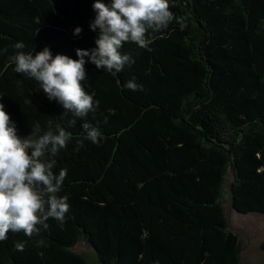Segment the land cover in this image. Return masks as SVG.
Returning a JSON list of instances; mask_svg holds the SVG:
<instances>
[{
    "label": "trees",
    "instance_id": "1",
    "mask_svg": "<svg viewBox=\"0 0 264 264\" xmlns=\"http://www.w3.org/2000/svg\"><path fill=\"white\" fill-rule=\"evenodd\" d=\"M93 2L0 0V49L8 50L0 104L21 138L35 123L41 134L49 126L70 133L54 169H67L58 194L68 197L65 222L49 218L31 236L9 232L0 264H88L73 251L78 242L93 248L95 264H242L224 188L237 214L264 216V0H169L183 27L173 21L150 32L147 49L124 44L135 63L116 77L86 64L98 107L62 116L8 57L18 41L26 53L48 46L72 59L95 47ZM133 78L142 91L123 88ZM83 123L98 126L102 139L74 151Z\"/></svg>",
    "mask_w": 264,
    "mask_h": 264
},
{
    "label": "clouds",
    "instance_id": "2",
    "mask_svg": "<svg viewBox=\"0 0 264 264\" xmlns=\"http://www.w3.org/2000/svg\"><path fill=\"white\" fill-rule=\"evenodd\" d=\"M92 10L95 15L89 30L97 34L95 47L76 49V59L62 54L53 56L48 46L26 53L25 44L20 41L13 46L15 54L8 57L15 73L34 79L48 101L64 109L62 116L71 113L84 118L98 107L99 102L86 91V64L116 77L125 66L135 63L130 55L122 53L124 44L133 43L147 49L151 43L150 32L167 29L173 21L183 27L182 18L178 19L170 11L169 0H94ZM81 31L76 27L73 35L79 36ZM7 51V48L0 49V55ZM123 88L143 90L135 78ZM75 123V120L69 122L70 125ZM81 128L84 137L77 142L74 151H79L85 140L93 144L101 142L102 132L98 126L83 123ZM69 139L70 133L61 126L55 130L49 126L41 134L39 123L32 126L26 138L19 137L15 123L0 104V241L6 240L9 232L31 236L41 228L46 230L49 218L61 224L65 222L70 205L67 196L58 194L67 169L58 172L54 169L56 157ZM23 248V243L16 245L19 251Z\"/></svg>",
    "mask_w": 264,
    "mask_h": 264
},
{
    "label": "rangeland",
    "instance_id": "3",
    "mask_svg": "<svg viewBox=\"0 0 264 264\" xmlns=\"http://www.w3.org/2000/svg\"><path fill=\"white\" fill-rule=\"evenodd\" d=\"M231 180L232 175L228 172L226 182L228 183ZM223 206L224 213L230 224V229L234 231L240 239L242 264H263L264 251L261 249V245L264 242V216L260 214H237L231 208L227 185L224 188ZM91 250L96 256L93 248H91Z\"/></svg>",
    "mask_w": 264,
    "mask_h": 264
},
{
    "label": "water",
    "instance_id": "4",
    "mask_svg": "<svg viewBox=\"0 0 264 264\" xmlns=\"http://www.w3.org/2000/svg\"><path fill=\"white\" fill-rule=\"evenodd\" d=\"M73 251L84 255L88 261V264H95L97 261V257L92 252L91 247L86 243L79 242L73 247Z\"/></svg>",
    "mask_w": 264,
    "mask_h": 264
}]
</instances>
